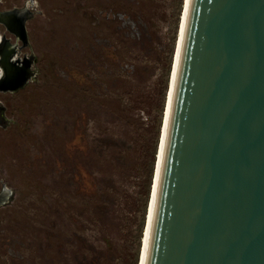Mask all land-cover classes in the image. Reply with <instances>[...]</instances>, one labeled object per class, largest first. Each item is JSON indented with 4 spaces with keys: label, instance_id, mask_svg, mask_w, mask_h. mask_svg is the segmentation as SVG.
I'll return each instance as SVG.
<instances>
[{
    "label": "rangeland",
    "instance_id": "1",
    "mask_svg": "<svg viewBox=\"0 0 264 264\" xmlns=\"http://www.w3.org/2000/svg\"><path fill=\"white\" fill-rule=\"evenodd\" d=\"M187 4L31 2L2 85L27 80L0 92V264H141Z\"/></svg>",
    "mask_w": 264,
    "mask_h": 264
},
{
    "label": "water",
    "instance_id": "2",
    "mask_svg": "<svg viewBox=\"0 0 264 264\" xmlns=\"http://www.w3.org/2000/svg\"><path fill=\"white\" fill-rule=\"evenodd\" d=\"M144 264H264V0H189Z\"/></svg>",
    "mask_w": 264,
    "mask_h": 264
},
{
    "label": "flooded vegetation",
    "instance_id": "3",
    "mask_svg": "<svg viewBox=\"0 0 264 264\" xmlns=\"http://www.w3.org/2000/svg\"><path fill=\"white\" fill-rule=\"evenodd\" d=\"M2 0H0L1 2ZM33 0H24L22 6H13L11 9L0 10V25L4 31L10 35H6L0 31V92L3 90H13L21 85V82L27 80L23 78L20 82V75L15 77V82L11 87H4L3 80L6 75L7 65L15 63L19 60L18 48L19 43L25 40L26 30L24 20L26 18L24 12L30 7ZM34 5V4H32Z\"/></svg>",
    "mask_w": 264,
    "mask_h": 264
},
{
    "label": "bare ground",
    "instance_id": "4",
    "mask_svg": "<svg viewBox=\"0 0 264 264\" xmlns=\"http://www.w3.org/2000/svg\"><path fill=\"white\" fill-rule=\"evenodd\" d=\"M188 5H189V0H188L186 14H185V18H184V25H183V29H182V35H181V39H180V47H179V51H178V59H177V64H176L175 76H174V80H173V83H172V91H171V94H170L169 110H168V113H167V120H166L167 122H166V125H165V131H164V136H163V140H162L161 154H160L159 163H158V174H157L156 186H155V190H154V197H153L152 207H151L150 223H149V227H148V234H147V238H146V244L144 246V252H143V257H142L141 264H144L145 263V257H146V251H147V244H148V238H149V231H150L151 220H152V215H153L155 195H156L157 183H158L159 172H160V167H161L164 141H165V136H166V128H167V123H168V117L170 115V105H171L172 96H173L174 82H175V77H176V71H177V66H178V60H179V54H180V48H181V43H182V36H183V32H184V27H185V21H186V16H187Z\"/></svg>",
    "mask_w": 264,
    "mask_h": 264
}]
</instances>
